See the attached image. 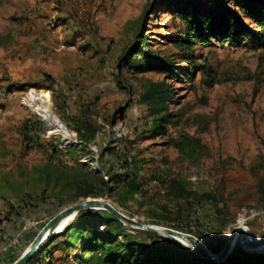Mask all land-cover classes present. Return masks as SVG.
Returning <instances> with one entry per match:
<instances>
[{
  "label": "rangeland",
  "instance_id": "rangeland-1",
  "mask_svg": "<svg viewBox=\"0 0 264 264\" xmlns=\"http://www.w3.org/2000/svg\"><path fill=\"white\" fill-rule=\"evenodd\" d=\"M155 1L0 0V264H12L43 224L84 199L74 181L86 171L136 177L142 191L135 197L123 185L97 197L109 195L145 223L190 233L213 252L239 225L264 235V48L196 46L194 63L210 75L168 79L173 117L155 136V115L140 96L149 81L167 77L118 68L139 35L153 53L189 66L172 40L184 32L183 20L163 4L154 11ZM30 92L49 99L78 145L64 144L25 104ZM80 133L94 135L86 142ZM173 179L212 201L177 199ZM61 247L33 264H72Z\"/></svg>",
  "mask_w": 264,
  "mask_h": 264
},
{
  "label": "trees",
  "instance_id": "trees-1",
  "mask_svg": "<svg viewBox=\"0 0 264 264\" xmlns=\"http://www.w3.org/2000/svg\"><path fill=\"white\" fill-rule=\"evenodd\" d=\"M207 1L211 0H156L153 3L154 11L158 3L163 4L183 20L184 32L173 36L172 40L183 51L184 60L189 61L188 67L153 53L144 35H139L141 39L138 43L120 58V71L127 70L134 74L155 71L167 77L160 81H149L140 96L141 102L150 108L151 115H155V136L165 132V124L173 117L168 105L173 87L168 79L182 80L196 71L210 75L211 69L205 63H194L196 46L221 43L254 50L264 48V0H232L234 5L215 0L218 3L215 9L207 7ZM90 138L80 133V139L89 142ZM70 150L78 153L77 147ZM124 164L128 166L129 161ZM119 185L126 187L132 197L142 191L141 182L130 174L121 178L119 173H109L106 178L102 172L86 171L83 177L74 181L76 190H79L78 197L84 199L111 193ZM169 190L177 199H185V202H191L192 195L197 203L207 199L212 201L210 194L197 195L179 179L171 181ZM21 209L13 207L16 214ZM133 230L135 234L128 232L126 225L106 210H85L61 234L49 239L26 264H33L41 258L40 253L45 252L49 256L59 245L66 251V258L72 259V264H217L173 239L137 228ZM62 237L64 239L59 241ZM46 261L48 264L53 262ZM219 264H264V252L246 251L237 243L229 257Z\"/></svg>",
  "mask_w": 264,
  "mask_h": 264
},
{
  "label": "water",
  "instance_id": "water-1",
  "mask_svg": "<svg viewBox=\"0 0 264 264\" xmlns=\"http://www.w3.org/2000/svg\"><path fill=\"white\" fill-rule=\"evenodd\" d=\"M63 142L64 144L71 146L78 145L80 143V141L75 139H63ZM91 209L106 210L113 216L121 220L124 224L131 225L132 227L137 229L162 235L173 240H185L191 244V246H185L186 248L199 254L201 257L207 259L208 261L217 264L222 263L229 257V255L236 247L238 241L241 245L243 243H250L257 246H264V235L257 238L252 235L247 229L239 225L234 228L228 235L223 249L220 252H213L210 248L207 247V245L194 238L190 233L164 225L145 223L142 220L127 215L110 201L109 195H106L104 197H88L78 203L59 210L40 228L29 246L12 264H26L49 239L61 233V231H58V227L64 220L74 218L80 212ZM245 250L250 252H264V249H258L254 251L247 249Z\"/></svg>",
  "mask_w": 264,
  "mask_h": 264
},
{
  "label": "bare ground",
  "instance_id": "bare-ground-1",
  "mask_svg": "<svg viewBox=\"0 0 264 264\" xmlns=\"http://www.w3.org/2000/svg\"><path fill=\"white\" fill-rule=\"evenodd\" d=\"M25 104H27V106L31 108V110L34 113H36L41 119H43L49 128L55 129L56 132L62 135L65 140L67 139L71 140L74 137L73 134L66 127V125L55 114L49 99L44 94L39 92H30L25 101ZM71 219L72 218L64 220L58 227V231H62ZM175 241H177L178 243L184 246H191L189 242L182 239H176ZM244 244L249 250L252 251L258 249H264V246H257L250 243H244Z\"/></svg>",
  "mask_w": 264,
  "mask_h": 264
}]
</instances>
